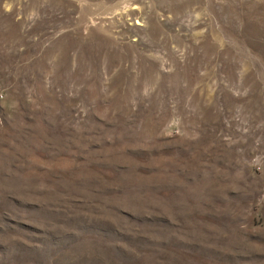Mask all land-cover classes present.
<instances>
[{"label":"rangeland","instance_id":"374dc122","mask_svg":"<svg viewBox=\"0 0 264 264\" xmlns=\"http://www.w3.org/2000/svg\"><path fill=\"white\" fill-rule=\"evenodd\" d=\"M0 264H264V0H0Z\"/></svg>","mask_w":264,"mask_h":264}]
</instances>
